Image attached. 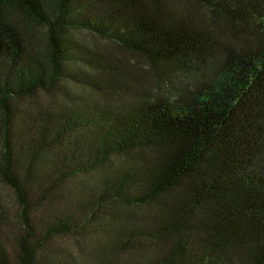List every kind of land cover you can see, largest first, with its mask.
Here are the masks:
<instances>
[{"label":"trees","instance_id":"1","mask_svg":"<svg viewBox=\"0 0 264 264\" xmlns=\"http://www.w3.org/2000/svg\"><path fill=\"white\" fill-rule=\"evenodd\" d=\"M188 1L213 28L164 0H0V176L23 227L13 262L0 211V264H47L61 235L88 241L100 264H264V0ZM14 13L41 28V48ZM74 31L185 80L117 109L28 111L20 102L40 91L100 90L90 70L112 79L124 63ZM68 184L72 201L63 189L68 205L46 211Z\"/></svg>","mask_w":264,"mask_h":264},{"label":"rangeland","instance_id":"2","mask_svg":"<svg viewBox=\"0 0 264 264\" xmlns=\"http://www.w3.org/2000/svg\"><path fill=\"white\" fill-rule=\"evenodd\" d=\"M164 4L176 11L179 15L187 17L194 22L201 23L213 28L210 13L202 6H199L188 0H164ZM16 18L23 24L25 29L33 34V48H41L44 45V37L40 27L31 26L20 14L14 13ZM74 37L80 42L88 46V49L95 54L107 55L109 58L121 60L124 62L119 64L118 73L114 78L107 76L106 72L97 74L95 69H91L92 75H96L101 80L100 90L83 89L81 87L66 84L70 96L61 94L52 95L45 92H37L27 99H23L20 105L27 108L28 111L34 113L38 111H58L60 109L67 110L77 107L79 104L87 102L89 105L97 108L117 109L122 102H128L133 96L139 97L142 87L153 91H164L167 83H171V90L178 88V85L185 80L184 75L170 70L166 67H158L155 69L145 59L137 55H133L128 51L118 47L114 42L99 37L87 31H74ZM120 62V63H121ZM160 72V73H159ZM95 73V74H94ZM160 74V75H157ZM107 81H106V79ZM105 81V82H104ZM149 92V91H148ZM172 93V92H171ZM149 94V93H148ZM175 94V91L173 95ZM24 109V110H25ZM26 134V133H25ZM1 149V137H0ZM119 162V160L117 161ZM103 173V172H102ZM98 174L88 177V184H93ZM87 184V185H88ZM68 186V187H67ZM65 185L57 189L56 197L50 198L45 210L55 212L61 208H65L68 202L72 201L71 186ZM46 189L40 187L38 192ZM67 189L68 192L62 191ZM65 193L68 202L60 194ZM0 211L4 215V232L7 238L6 246L10 253V260L14 262V245L15 235L17 232L23 231L22 224L19 220L20 206L14 190L6 184L0 176ZM43 212V211H40ZM45 212V211H44ZM90 243L74 237L72 235H61L52 238L43 248L41 255L47 264L61 261L77 262L78 264H100L97 254L91 252ZM95 246V245H94ZM97 246V245H96Z\"/></svg>","mask_w":264,"mask_h":264}]
</instances>
